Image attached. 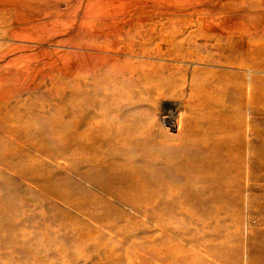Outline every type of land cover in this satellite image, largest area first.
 Masks as SVG:
<instances>
[{
    "label": "rangeland",
    "instance_id": "374dc122",
    "mask_svg": "<svg viewBox=\"0 0 264 264\" xmlns=\"http://www.w3.org/2000/svg\"><path fill=\"white\" fill-rule=\"evenodd\" d=\"M137 24L180 35L190 60L152 39L156 70L125 78ZM168 79L176 90L144 91ZM135 115L172 136L165 121L183 115L198 139L217 122L220 141L242 142L246 167L223 150L183 170L192 201L209 207L97 208L83 178L100 122L113 120L110 139ZM160 248L165 259L148 257ZM0 264H264V0H0Z\"/></svg>",
    "mask_w": 264,
    "mask_h": 264
},
{
    "label": "bare ground",
    "instance_id": "6f19581e",
    "mask_svg": "<svg viewBox=\"0 0 264 264\" xmlns=\"http://www.w3.org/2000/svg\"><path fill=\"white\" fill-rule=\"evenodd\" d=\"M146 26L137 24V31H135L137 34L129 36V41L122 49L127 58L123 66L131 69L127 74L124 73L126 74L125 78L127 75L133 76L139 70L147 73L156 70L158 64L150 61L153 56L151 55L152 49L149 42L152 39H157L160 45L164 44L175 49L177 61L186 62L190 60L187 51L184 50L185 52H183L177 49L178 45L184 43L180 35L163 33L159 36L148 35V26ZM144 27L145 29L141 31ZM153 36L154 38H152ZM137 45L139 49H135ZM198 59L203 61L200 57ZM171 71L172 67H168L169 74L174 77L175 73ZM154 88L155 90L144 89V91L147 94L157 93L161 95L164 91L176 90L174 82L170 79L156 85ZM185 118L180 115L177 120L168 118L165 121L167 126L177 128L179 131L178 135L172 136L164 131L156 121L146 119V115H135L132 119L127 117L126 121H130L129 130L118 131L117 135L110 139H106L108 136L107 127L109 126L113 131L114 122L113 120L101 121L100 125L103 124V127L101 125L102 130L97 147L99 159L92 161V165H96L94 173H88L83 178L85 182L97 187L99 190L101 197L98 199L97 196L95 197L94 206L99 208L103 205L106 209H113V203H118L122 206L154 213L174 212L178 209L189 210L203 205L211 206L209 202L204 204L192 201L193 195L188 189L192 179L184 178L182 176L183 170L192 167L194 161L197 160L202 163H211L213 156L216 157L217 152L223 150L227 153L230 150V154L227 155L232 158H230L231 163L233 166L241 168L243 165L245 166L244 147L242 142L239 140L231 141L229 137L220 141L218 137L220 127L217 122L206 126L199 139L194 138L183 130ZM254 156V159H257L258 156L256 154ZM88 166H91L90 162ZM251 170L248 175L256 183L258 176L254 167H251ZM60 192L53 187V189H50L49 194L64 202L66 207L79 214L82 213V207L60 198L59 196H63ZM232 194L242 197L243 189L235 188ZM92 196L94 195L92 194ZM237 204L230 203L228 206H236ZM222 206L223 208L226 207V205ZM222 206L217 207L221 209ZM163 252L164 249L160 248L157 253L153 251V253L147 254L148 257L150 255L153 259L160 261L167 257L168 251Z\"/></svg>",
    "mask_w": 264,
    "mask_h": 264
}]
</instances>
